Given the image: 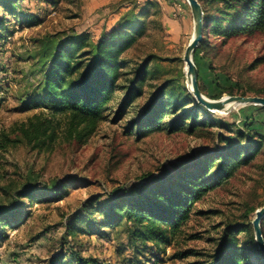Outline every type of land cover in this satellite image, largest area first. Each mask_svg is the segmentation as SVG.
<instances>
[{
    "label": "rangeland",
    "instance_id": "1",
    "mask_svg": "<svg viewBox=\"0 0 264 264\" xmlns=\"http://www.w3.org/2000/svg\"><path fill=\"white\" fill-rule=\"evenodd\" d=\"M8 2L0 0V131L38 116L52 135L38 147L21 143L3 153L0 187L31 184L42 193L65 188L33 201L12 198L0 189V206L17 207L19 212L0 222V264H192L207 260L225 223L252 225L255 212L264 206V107L206 110L213 126L193 133L162 129L139 137L130 123L154 85L172 80L189 92L183 56L194 23L186 0H12L10 9ZM129 23L136 31L144 29L135 34L124 59L140 63L151 55L156 75L122 116L113 114L112 103L107 120L93 133L82 142L72 140L64 115L37 105L44 70L41 47L68 36L97 44ZM193 62L198 88L207 99L264 98V32L238 34L221 45L211 40L195 52ZM220 122L234 133L239 129L253 136L262 143L261 150L249 165L237 168L228 181L193 205L179 236L168 243L145 239L135 235L138 228L132 223L108 224L96 209H89L88 200L93 206L106 202L214 150L221 144L218 134L235 137ZM252 233L254 237L253 228ZM236 237L241 243L247 239L243 232ZM187 252L190 255L180 257Z\"/></svg>",
    "mask_w": 264,
    "mask_h": 264
},
{
    "label": "trees",
    "instance_id": "2",
    "mask_svg": "<svg viewBox=\"0 0 264 264\" xmlns=\"http://www.w3.org/2000/svg\"><path fill=\"white\" fill-rule=\"evenodd\" d=\"M199 4L203 12V38L196 53L203 51L214 39L221 45L238 34L264 32V0H204ZM6 7H12V0ZM143 29L136 31L131 23L121 24L97 44L68 36L61 42L47 41L42 45L40 59L44 70H41L43 77L38 86L41 94L37 105L64 115L70 139L78 142L86 139L107 120L112 103L115 104L113 114L122 116L143 95L142 87L155 77L153 56H145L140 63L125 60L123 56L133 44L135 34L141 35ZM153 87L154 92L130 122L139 137L154 130L193 133L198 127L213 126L206 117V109L172 80ZM167 117L170 120L165 122ZM37 118L11 131H0V169L2 154L10 147L21 143L38 147L51 137L52 134H47L46 123ZM220 126L234 133L227 123L220 122ZM234 134L235 137L218 134L221 144L214 150H205L195 160L173 166L159 179L132 186L127 192L106 202H97L95 206L92 199L88 200L89 209H96L108 224L126 221L138 228L135 235L168 243L186 226L196 202L228 181L237 168L249 165L260 152L262 143L253 136L239 129ZM64 188L60 185L42 193L31 184L23 188L0 187L7 196L31 201L38 195H42V199H46V195L56 196ZM17 209L0 206V222L19 213ZM252 228L251 223H225L207 260L192 264H264V254L257 248ZM260 230L264 242V217ZM240 232L247 236L244 243L236 237ZM188 255L189 252L181 253L180 257ZM83 263L89 264V260Z\"/></svg>",
    "mask_w": 264,
    "mask_h": 264
},
{
    "label": "water",
    "instance_id": "3",
    "mask_svg": "<svg viewBox=\"0 0 264 264\" xmlns=\"http://www.w3.org/2000/svg\"><path fill=\"white\" fill-rule=\"evenodd\" d=\"M193 18V35L189 41L183 56L186 65L187 80L189 84V93L194 97L195 101L208 111H224L228 110L229 105H255L264 107V98L262 97H243L229 96L219 100H210L204 97L197 84V70L193 62V56L196 49L203 38V12L197 0H186ZM264 217V206L255 212V218L252 221L254 231V240L258 250L264 254V242L260 230V221Z\"/></svg>",
    "mask_w": 264,
    "mask_h": 264
},
{
    "label": "bare ground",
    "instance_id": "4",
    "mask_svg": "<svg viewBox=\"0 0 264 264\" xmlns=\"http://www.w3.org/2000/svg\"><path fill=\"white\" fill-rule=\"evenodd\" d=\"M231 107V105H229V107H227V108H230Z\"/></svg>",
    "mask_w": 264,
    "mask_h": 264
}]
</instances>
